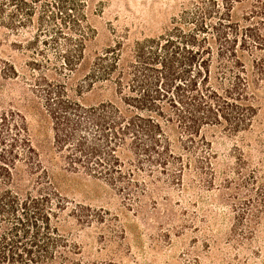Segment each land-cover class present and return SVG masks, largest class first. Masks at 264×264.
Segmentation results:
<instances>
[{
    "label": "trees",
    "instance_id": "1",
    "mask_svg": "<svg viewBox=\"0 0 264 264\" xmlns=\"http://www.w3.org/2000/svg\"><path fill=\"white\" fill-rule=\"evenodd\" d=\"M85 2L0 0V27L14 34L36 28L27 47L45 59L30 62L40 71L33 89L52 122L61 168L101 179L128 207L141 208L148 195L184 188L186 177L198 186L215 185L207 132L221 128L241 137L223 184L235 235L250 238L264 216V0H196L161 34L116 40L96 54L88 82L79 87L111 90L94 103L44 72L52 61L48 49L67 78L66 70L76 72L84 63L95 32ZM237 7L244 8L240 15ZM17 75L0 56V77ZM59 178L33 144L26 116L0 106V264H81L75 258L81 245L65 232V216L116 229L109 211L74 202ZM152 201L156 208L157 198Z\"/></svg>",
    "mask_w": 264,
    "mask_h": 264
},
{
    "label": "rangeland",
    "instance_id": "2",
    "mask_svg": "<svg viewBox=\"0 0 264 264\" xmlns=\"http://www.w3.org/2000/svg\"><path fill=\"white\" fill-rule=\"evenodd\" d=\"M194 1L86 0L88 22L95 32L88 42L84 63L76 72L66 70L67 78L56 70L55 51L48 49L45 55L52 61L50 69L44 72L51 80L67 81L70 94L83 101L94 103L109 98L111 90L97 86L78 91L80 85L88 82L90 63L96 54L118 39L132 43L161 34ZM236 9L240 15L244 8ZM35 33V27L23 28L19 34L0 27V56L18 70L16 77H0V106L20 110L26 116L33 144L46 163L60 173L62 191L71 200L110 212L107 218L112 219L115 230L97 221L80 225L73 216H65V232L72 234L81 245L75 258L81 264L106 259L117 264H264V216L250 238L235 235L232 201L227 199L228 191L223 184L225 173L236 161L234 146L242 143L241 137L231 136L221 128L210 129L207 137L216 155L215 185L198 186L186 177L184 188L148 195L141 208L128 207L123 197L105 181L61 168L63 165L54 148L52 122L45 113L42 98L33 89L40 71L32 69L30 62L44 57L27 47L28 39ZM14 41L23 46H15ZM261 95L263 119L264 83ZM154 198L158 201L156 208Z\"/></svg>",
    "mask_w": 264,
    "mask_h": 264
}]
</instances>
